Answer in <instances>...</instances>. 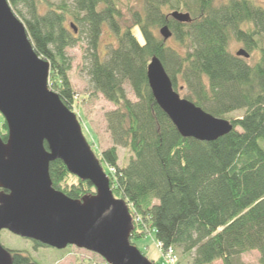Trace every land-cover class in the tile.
Here are the masks:
<instances>
[{
    "label": "trees",
    "instance_id": "trees-1",
    "mask_svg": "<svg viewBox=\"0 0 264 264\" xmlns=\"http://www.w3.org/2000/svg\"><path fill=\"white\" fill-rule=\"evenodd\" d=\"M7 1L35 52L50 64L49 88L72 111L75 92L66 50L83 36L92 87L115 107L106 114L112 146L96 156L112 170L114 197L124 199L133 215L131 244L153 232L162 251L192 256L190 264H242L240 257L250 251H257L264 264V8L252 0H131L125 18L117 0ZM174 11L189 13V20L175 21ZM67 16L78 24L77 34L67 27ZM163 26L172 34L166 41ZM104 27L117 44L101 56ZM233 41L248 59L230 51ZM152 59L161 62L177 93L183 85L184 99L229 120L232 130L209 142L182 137L150 91L147 66ZM125 83L135 102L126 97ZM239 110L240 117H227ZM0 118L5 142L7 126ZM120 147L129 152L122 166ZM49 175L52 186L70 198L95 192L60 160L50 163ZM10 251L13 264H38ZM95 257L101 259L97 264H107Z\"/></svg>",
    "mask_w": 264,
    "mask_h": 264
},
{
    "label": "water",
    "instance_id": "water-1",
    "mask_svg": "<svg viewBox=\"0 0 264 264\" xmlns=\"http://www.w3.org/2000/svg\"><path fill=\"white\" fill-rule=\"evenodd\" d=\"M171 17L180 23L190 18L179 11ZM160 34L165 41L172 35L167 26ZM235 54L249 58L243 48ZM49 70L24 23L7 0H0V115L7 126L6 141L0 138V234L7 231L59 251L73 246L107 264H153L131 244L134 218L128 204L114 197L77 115L49 88ZM147 80L156 104L182 137L209 142L232 130L229 120L180 97L158 59L148 64ZM55 160L89 182L94 194L73 199L56 190L49 175ZM0 264H13L1 242Z\"/></svg>",
    "mask_w": 264,
    "mask_h": 264
},
{
    "label": "rangeland",
    "instance_id": "rangeland-1",
    "mask_svg": "<svg viewBox=\"0 0 264 264\" xmlns=\"http://www.w3.org/2000/svg\"><path fill=\"white\" fill-rule=\"evenodd\" d=\"M59 3L60 0H51ZM122 6V12L125 18H128L127 7L130 5L131 0H117ZM220 2L221 0H215ZM256 5L264 8V0H252ZM69 5L70 13L73 12L74 6L71 1L67 2ZM67 27L74 29L77 34L78 24L72 19L71 16H67ZM73 26V27H71ZM133 32L138 35V30L133 29ZM83 39V36H81ZM79 41L75 46L66 50V56L70 61V69L68 71L69 80L72 84L73 91L75 92V102L73 112L77 115L81 124V129L84 137L86 138L91 150L95 155H100L102 151L112 146L110 134L107 129L106 114L115 109L114 105L108 102L101 94L96 93L90 82V78L85 69V55L87 54V45L84 40ZM173 45L172 40L168 41ZM116 36L107 28H103L101 44L99 51L101 56L106 55L108 50L116 46ZM241 47V44L233 41L230 44V51L235 54ZM254 61V57L249 59V63ZM126 97L135 102L136 97L128 83L123 85ZM186 93V88L183 85H179L178 94L183 98ZM243 111H234L227 115L228 118L240 117ZM1 121V118H0ZM96 156V157H98ZM129 156L128 149L118 148V166H122L127 162ZM98 159V158H97ZM102 166V165H101ZM103 170L106 174L111 170L107 166L103 165ZM1 244L9 250H17L21 255L30 256L38 264H97L101 262V259L95 257L93 253L77 249L76 247H70L64 253H59V250L51 249L48 247H34L33 242L16 237L10 233L0 234ZM135 242V246L139 251L150 261L155 264H165L160 257L159 249L157 248V240L153 232L146 237L140 238ZM65 250V249H64ZM63 251V250H62ZM98 256V255H97ZM101 258V257H100ZM192 256H182L180 252L177 253V259L181 261V264H190ZM259 254L257 251H250L243 254L240 257L242 264H259ZM211 264H222L220 260H215Z\"/></svg>",
    "mask_w": 264,
    "mask_h": 264
},
{
    "label": "built area",
    "instance_id": "built-area-1",
    "mask_svg": "<svg viewBox=\"0 0 264 264\" xmlns=\"http://www.w3.org/2000/svg\"><path fill=\"white\" fill-rule=\"evenodd\" d=\"M157 248L159 249L160 255L164 261L165 264H176L177 262V256L174 254L172 249H167L166 251H162L161 244H157Z\"/></svg>",
    "mask_w": 264,
    "mask_h": 264
}]
</instances>
